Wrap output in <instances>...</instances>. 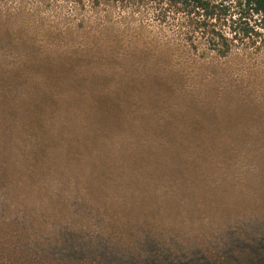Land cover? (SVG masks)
<instances>
[{
	"label": "rangeland",
	"instance_id": "374dc122",
	"mask_svg": "<svg viewBox=\"0 0 264 264\" xmlns=\"http://www.w3.org/2000/svg\"><path fill=\"white\" fill-rule=\"evenodd\" d=\"M211 4L193 29L159 0H0V108L101 93L175 128L0 182V264H264V18Z\"/></svg>",
	"mask_w": 264,
	"mask_h": 264
},
{
	"label": "trees",
	"instance_id": "16d2710c",
	"mask_svg": "<svg viewBox=\"0 0 264 264\" xmlns=\"http://www.w3.org/2000/svg\"><path fill=\"white\" fill-rule=\"evenodd\" d=\"M159 1L183 10L187 14V24L195 25L193 29L206 25V16L211 18L214 13L211 0ZM244 1L264 18V0ZM201 29L205 28L202 26ZM208 42L209 48L219 56L226 55L230 50L227 37L220 33H211ZM176 71H179V68ZM99 94L101 93L92 95L90 104H83V107L51 105L45 98L37 104L20 103L13 106L7 103L0 108V182H5L9 176H13L17 181L14 189L18 190V187L28 178L32 179L35 173L42 175L48 169L52 171L54 168H64L71 174L79 166L73 157L77 154L81 157L84 155V146L80 143L84 140L96 143L107 140L112 135L128 134V137L119 139L138 141L144 134L148 137L147 134L155 136L163 133L169 136L170 133H175V128L171 127L170 121L167 120L166 127L164 124H156L145 129L142 124L144 113L134 114L121 102L110 104L107 100H101L104 95ZM80 119L85 122H80ZM91 148L88 151H96L94 146ZM49 164L52 166H47ZM72 165H75V168L71 167ZM69 174L65 176L70 178ZM246 264H255V260Z\"/></svg>",
	"mask_w": 264,
	"mask_h": 264
}]
</instances>
